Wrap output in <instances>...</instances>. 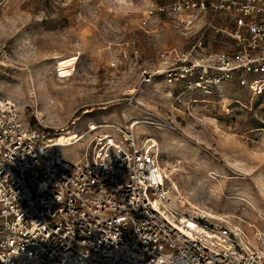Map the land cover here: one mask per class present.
Here are the masks:
<instances>
[{"label": "built area", "instance_id": "1", "mask_svg": "<svg viewBox=\"0 0 264 264\" xmlns=\"http://www.w3.org/2000/svg\"><path fill=\"white\" fill-rule=\"evenodd\" d=\"M203 9L212 17L199 28L202 35L142 66L140 88L161 77L188 92L210 94L232 81L264 93V0H173L148 8L142 24L170 15L189 38ZM219 14L230 17L231 29L213 24ZM210 27L234 46L206 45ZM139 123L152 122L132 117L100 125L107 130L69 159L60 150L65 146L0 93V264H264L263 236L250 238L226 217L213 223L185 209L189 204L171 181L174 170L164 166L154 137L138 138ZM95 130L90 125L67 146Z\"/></svg>", "mask_w": 264, "mask_h": 264}, {"label": "rangeland", "instance_id": "2", "mask_svg": "<svg viewBox=\"0 0 264 264\" xmlns=\"http://www.w3.org/2000/svg\"><path fill=\"white\" fill-rule=\"evenodd\" d=\"M172 1L0 0V93L48 137L98 125L60 148L69 159L107 130L104 123L149 120L136 134L157 141L164 166L174 170L171 181L191 204L185 209L203 214L196 205L216 216H207L213 223L226 217L250 238H264V93L232 81L210 94L188 92L161 77L140 88L142 66L156 63L164 49L192 46L212 17L208 9L197 11V33L189 38L170 15L142 24L148 8ZM220 23L233 26L227 15H217L213 24ZM223 34L210 27L203 40L213 49L234 46Z\"/></svg>", "mask_w": 264, "mask_h": 264}, {"label": "bare ground", "instance_id": "3", "mask_svg": "<svg viewBox=\"0 0 264 264\" xmlns=\"http://www.w3.org/2000/svg\"><path fill=\"white\" fill-rule=\"evenodd\" d=\"M133 90V89H132ZM91 111V109H86L84 112H90ZM91 127H92V129H97L98 128V125H96V124H92L91 125ZM56 134V133H55ZM64 134V133H63ZM72 134H73V131H70L69 133H67L64 137H59L58 136V134L57 135H55V136H53V138L51 139V141H54V142H56V146H67V145H69V144H72L73 142H72V140L75 138V137H77V136H72ZM88 145V144H87ZM178 186V185H177ZM187 204H190V203H187ZM191 205V204H190ZM192 206H195L198 210H200L206 217L207 216H210V217H214V218H216V216H213V214L212 213H210V212H208V211H206V210H204V209H202V208H199L198 206H196V205H192ZM185 216H183V220L186 222V221H188V223L191 225V226H194L195 225V223L194 222H192L191 220H186L185 218H184Z\"/></svg>", "mask_w": 264, "mask_h": 264}]
</instances>
